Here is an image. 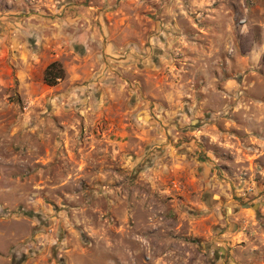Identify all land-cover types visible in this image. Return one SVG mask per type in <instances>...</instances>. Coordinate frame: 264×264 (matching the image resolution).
I'll return each mask as SVG.
<instances>
[{"label":"rangeland","instance_id":"1","mask_svg":"<svg viewBox=\"0 0 264 264\" xmlns=\"http://www.w3.org/2000/svg\"><path fill=\"white\" fill-rule=\"evenodd\" d=\"M0 264H264V0H0Z\"/></svg>","mask_w":264,"mask_h":264},{"label":"trees","instance_id":"2","mask_svg":"<svg viewBox=\"0 0 264 264\" xmlns=\"http://www.w3.org/2000/svg\"><path fill=\"white\" fill-rule=\"evenodd\" d=\"M64 70L59 62L50 63L43 72V82L49 87L55 86L64 78Z\"/></svg>","mask_w":264,"mask_h":264},{"label":"crops","instance_id":"3","mask_svg":"<svg viewBox=\"0 0 264 264\" xmlns=\"http://www.w3.org/2000/svg\"><path fill=\"white\" fill-rule=\"evenodd\" d=\"M68 8H69V7H68ZM89 51H90V49H89ZM46 66H47V65H45V66L43 67V69H42V71H41L42 73H43V70H45L44 68H46ZM42 73H41V76H42Z\"/></svg>","mask_w":264,"mask_h":264}]
</instances>
